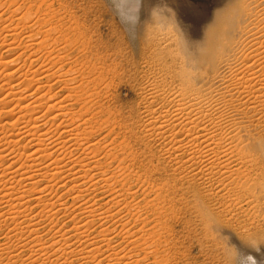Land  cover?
Wrapping results in <instances>:
<instances>
[{"label":"bare ground","instance_id":"obj_1","mask_svg":"<svg viewBox=\"0 0 264 264\" xmlns=\"http://www.w3.org/2000/svg\"><path fill=\"white\" fill-rule=\"evenodd\" d=\"M13 2L10 11L3 10L8 17L0 6V264H147V257L135 259L132 251H125L139 241L130 226L141 229L135 223L144 211L129 205L136 194L126 188L129 182L125 185L128 166L119 167L124 161L119 158V166L109 172L111 154L101 151H113L115 146L101 147V141L91 138L96 127L86 126L87 112L85 118L78 111L70 113L77 102L90 100L89 95L72 97L85 90L87 82L74 85L77 76L66 72L71 65L67 69L56 64L60 54H54L53 46L59 43H50L52 50L44 47L47 31L53 28L45 31L36 21L47 34L39 39L42 32L37 28L36 38L32 35L36 25H28L31 8ZM137 5L131 17L122 0L119 8L130 29L136 23L141 26L138 43L144 47L146 71L139 92L144 102L140 131L172 167L171 189L191 179L208 196L235 187L244 205L233 211L231 219L239 225L264 221V0H137ZM18 25L35 29L18 32ZM169 26L172 36L166 33ZM19 38L24 46L17 44ZM41 48L45 60L37 53ZM14 52L18 53L11 55ZM94 70L100 79L104 76L101 69ZM81 104L79 111L88 105ZM236 162L246 170L232 169ZM152 190L143 192L155 195L153 200L164 199ZM124 211L134 220L131 225L130 219L124 221ZM117 224L127 229L122 237L113 234ZM242 227L238 245L241 241L251 245L256 236ZM261 237L253 246L258 252H250L249 264H264Z\"/></svg>","mask_w":264,"mask_h":264},{"label":"rangeland","instance_id":"obj_2","mask_svg":"<svg viewBox=\"0 0 264 264\" xmlns=\"http://www.w3.org/2000/svg\"><path fill=\"white\" fill-rule=\"evenodd\" d=\"M1 1L3 2V0H0V2ZM9 1L10 0H4V3H0V6L2 5L1 11L5 14V16L7 15L6 17L9 16L7 13L8 11H10L9 7L13 8L11 7V5L15 3L13 2V0V3H10ZM14 1H16V4L18 3L19 6L31 8V10L29 9V11L30 13L32 12L31 15L33 16V18L31 16L32 20H30V17H28V25H36V27L34 26L36 29L32 27V29H27L25 26H23V28L22 25H18L19 27L16 28L18 32H28L27 30L30 31L35 29V33L33 31L32 35L34 36L36 34L35 37L37 38V35L40 34V32H36L37 30L39 31L40 29V31L42 32V28L46 31L48 30L49 26H51L50 28H53V30H55L54 32L52 30L54 34H51V29H49V32L51 33L47 31L48 35L45 31H43L41 35H39V37H44L45 35H47L45 36V41L47 40L46 42L48 44H46L45 42L44 47H49L51 50L53 47H55V49L53 48V50H55L53 51L54 54H60L59 56H57L59 58L56 59V62L59 60V63H56L57 65L63 66L64 64L63 67L66 66L65 68L67 69H69L68 66L71 65L70 67L72 68H70V70H66V72H69L70 76L71 73L72 76H77V79L72 82L74 85L77 86L80 82H87L85 90H83V87L79 95L74 94V96L72 97L73 100H76V96L78 98H82L84 97V95H89L90 100L80 103L77 102L72 107L73 109H69L72 110L70 111L71 114L78 112L80 114H83L87 112L85 115L86 118L83 114L85 118L84 121L86 119H89L86 120L89 122L86 123V126L89 127L90 124H92V126L96 127V131H94L95 133H97H94L91 138H95L96 140L101 141V147L109 145L110 143L115 146V149L109 152H107L108 150L105 151V149L103 150V148H100L103 150L101 151V154H111L110 158L112 159H110L111 161H109L113 164L110 165L111 169H109V172H112V169L115 170V167L117 166V164H119L120 159L121 162L122 160L124 161L122 162V164H119L120 166L118 165L119 167L122 166V169H126V167L128 166V173L129 175H131L129 176L127 174L126 177L128 178V180H125L126 183L125 181L124 183L126 185L127 182H129L126 185V188H131L132 193L136 194H134L136 196L135 198H133L135 200H133L134 202L131 200L132 198L128 200L129 205L133 204L132 206L130 205L132 210L136 207V210L138 212H142L143 210L144 211L142 213L139 212L141 217L139 222L141 223H139L138 221L135 223L138 227L142 226L141 229L139 228L138 230L136 229V226L132 227L133 225L131 224L134 222V220L132 218H129L130 215L127 214L126 211L123 212L127 215L126 217H124L126 218L124 221L126 222V220L130 219V233L135 232L137 235L134 237L136 238V240H139L137 241V244L135 243L136 245L133 246H126L127 243H125L126 245L124 246H126V252L129 251L131 253L132 251L133 254H131L136 257L135 259H139L140 257V259H142V257H147V264H234V261L237 259L238 253L233 246L238 245L237 239L238 235L241 236L240 232L243 229L242 226H246L247 228H249L251 234H254L256 236L254 240L250 239L249 241L251 243V248H254V245L262 241L261 239L263 237L261 236L264 235V221H262L261 219H259V221L256 219H248V222H246L245 224L241 223L239 225L238 222L231 219L233 211H235L237 207L244 205V203H242V199L238 196V192L235 187H232V189L225 188L220 192L214 190L210 192V196H208L206 195L204 188L200 184H198L196 180L191 179L186 184H184L183 187L177 185L176 187L171 189V177H173L174 173L172 172V167L169 163L162 159L160 148L153 143H148L146 141L148 140V138L146 139L143 131H140V129L142 128L141 119L139 116L141 112L140 110L144 106L142 105L144 104V102H142L139 92H141L140 89L143 76L142 72L146 71L145 67H143L144 47L139 46L138 43V40L142 37L140 30L141 26L139 23H136L133 29H130V27L127 26L128 21L123 20V16L119 8L121 0ZM28 1H30L31 4ZM32 3H34L35 5ZM3 5L7 6L3 7ZM4 8L6 9V11H8L4 12ZM153 10L155 11L154 7ZM50 11H52V13ZM56 14L58 16H56ZM37 15L39 16V18ZM47 15L51 18V21L48 20L50 18ZM52 16H56L55 19L53 17L54 22H52ZM60 19L62 20V23L60 22ZM58 20L59 22L57 23ZM36 21L38 23H41V25L43 26L41 27V25H39V27H41L39 28ZM47 21L48 23H46ZM54 23H56L57 27ZM21 27L23 29H21ZM44 27L46 28L44 29ZM61 27L65 28L63 29L64 31L61 30ZM68 27H71L72 29H70L69 31L67 30ZM169 27H167L168 30L166 31V33L168 32V35L171 34L172 36L173 29H171L172 26ZM59 29L61 32L58 31ZM74 29H76L77 31H74ZM57 31L60 37L58 34H56L58 36L55 35ZM49 34H51V39L49 38ZM52 35L54 41L52 40ZM66 36L72 37L68 38ZM41 37L39 39H41ZM20 39L21 38H19V40L17 41V44H19L20 42L23 45V41H20ZM64 39H66V43H68L69 45L65 43ZM73 39L74 41H72ZM54 42L56 44L59 43L64 45L63 49L65 51H63L62 49V45L61 48L60 46H58L59 44H55L56 46L53 47L52 45H49L50 43L54 44ZM67 45L68 49H66ZM78 45L80 46L78 47ZM57 46L59 52H57ZM72 46L74 47L73 49H71ZM43 48H41V50L38 49L40 51H37V53L38 55L40 54V57L45 60V57H43ZM66 50L67 53H65ZM41 51L42 54L40 53ZM1 53L4 54L3 51ZM16 53L18 52L11 53V55H15ZM77 53H80L82 57ZM77 55L80 57H78ZM74 58L76 60L79 58V60H77L78 62L74 61ZM43 59H41L40 61H44ZM69 60L71 64L70 62H68ZM75 62L76 64H74ZM28 65L25 64V66L27 67L23 68V71H27L29 69ZM93 67L95 69H101L102 71H104V76L101 79L99 78V76L95 72L96 70H94ZM26 68L28 69L26 70ZM72 69H74L73 72H75L77 69L76 73H78H73ZM71 77H69V79H71ZM83 77H85L84 81L81 80ZM97 78H99L100 80ZM54 88L57 91L54 90ZM57 88L56 86L52 88L53 93H57L59 91V88ZM90 93L92 94V96ZM58 95L61 98L64 97L63 93ZM78 98L77 100H79ZM81 103L88 104H86L87 106H85V109L81 110L82 112L79 111L80 105H82ZM79 123L82 124L83 122ZM99 129H101V131ZM122 139L125 141H123ZM122 142L124 144H122ZM118 143L121 144V146L118 145ZM116 153L118 154L116 155ZM246 155L250 154L247 152ZM115 160H117V162ZM123 163L126 166H124ZM234 164L235 166L231 165L232 169L238 170L239 173H242L246 170V166H243L242 163L236 162ZM112 165H114V168ZM240 167L242 168L239 169ZM129 170L132 172L130 173ZM133 175L139 177L140 183L136 181V177H134ZM238 176L239 175L235 176L236 184L239 182ZM141 184H145L144 188L140 186ZM146 188L149 189L148 192L153 189L152 191L154 193L156 191V193L160 194L161 198H163L162 196H164V199L153 200V197H155V195L147 192L149 195L148 196L146 192H143V190H146ZM157 188H160V190H158ZM139 189L141 191H139ZM158 201L159 203H157ZM252 208L253 206H249L248 210H252ZM142 217H145V219ZM63 221L64 220L61 219V222ZM224 222H227V225H225V227H223ZM220 223L221 226H217L220 225ZM60 225H62V223H60ZM113 226L111 227V229L113 228L115 230L113 231V234H116L115 236H120L121 234L120 237H122L124 231L126 232L127 230L122 229L118 224L117 226ZM207 228H209L210 232L208 237L206 236ZM119 230L121 233L117 234L116 232H119ZM141 230L143 232H139ZM120 237L117 238V242L118 239L119 242L121 241ZM132 247H134L135 249ZM118 248L119 250L122 249L121 247ZM254 249L256 250V248ZM256 251L258 252V250Z\"/></svg>","mask_w":264,"mask_h":264},{"label":"snow or ice","instance_id":"obj_3","mask_svg":"<svg viewBox=\"0 0 264 264\" xmlns=\"http://www.w3.org/2000/svg\"><path fill=\"white\" fill-rule=\"evenodd\" d=\"M137 6V0H122V7L124 9V12L129 17L134 16ZM233 247L238 253L237 259L234 261V264H249V262L253 261V257L252 255H250V252L255 251V249L251 248L247 241H241L239 245H234ZM261 251H264V249H261Z\"/></svg>","mask_w":264,"mask_h":264}]
</instances>
